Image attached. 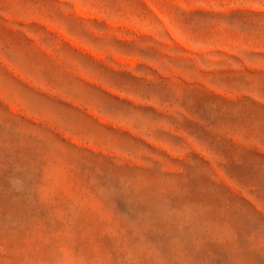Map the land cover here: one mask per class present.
<instances>
[{
  "label": "rangeland",
  "instance_id": "obj_1",
  "mask_svg": "<svg viewBox=\"0 0 264 264\" xmlns=\"http://www.w3.org/2000/svg\"><path fill=\"white\" fill-rule=\"evenodd\" d=\"M0 264H264V0H0Z\"/></svg>",
  "mask_w": 264,
  "mask_h": 264
}]
</instances>
